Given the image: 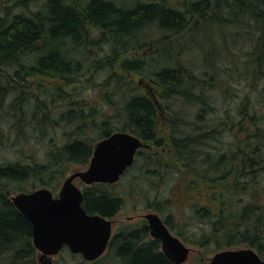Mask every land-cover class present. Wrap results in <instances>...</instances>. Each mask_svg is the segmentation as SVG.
Segmentation results:
<instances>
[{"label": "trees", "instance_id": "16d2710c", "mask_svg": "<svg viewBox=\"0 0 264 264\" xmlns=\"http://www.w3.org/2000/svg\"><path fill=\"white\" fill-rule=\"evenodd\" d=\"M222 11L233 16L237 11L252 21L245 25L255 31L249 34L253 38L246 69L222 67L220 53L215 60L204 59L202 69L184 63L165 66L151 80L159 91L158 105L116 70L117 64L123 74L148 71L145 58L125 57L144 48L147 28L179 36L189 24L194 29L187 32L202 26L194 24L196 18L217 23ZM91 27L105 33L110 54L90 60ZM0 66L7 68L6 74L13 70L14 82L28 88L11 104L21 122L32 131L37 124L57 128L49 113L59 99L67 110L58 120L72 126L68 139L50 145L41 159L30 152V161L0 163V264H38L33 225L9 198L5 182H40L56 189L68 165L89 164L95 142L115 132L131 133L145 147L116 183L124 191H115L116 184L85 186L82 205L89 214L113 218L126 195L136 194L130 191L146 182V207L164 216V223L184 241L216 253L246 245L264 259V0H204L185 10L164 0L130 6L113 0H47L11 23L0 16ZM106 70L109 75L103 77ZM49 81L55 82L47 87ZM16 88H0V98ZM93 92L97 95L90 99ZM18 132L16 140L30 144ZM17 153L23 156L24 147ZM190 227L193 237L185 229ZM150 232L147 224L120 227L108 248L116 259L113 264H174Z\"/></svg>", "mask_w": 264, "mask_h": 264}, {"label": "rangeland", "instance_id": "374dc122", "mask_svg": "<svg viewBox=\"0 0 264 264\" xmlns=\"http://www.w3.org/2000/svg\"><path fill=\"white\" fill-rule=\"evenodd\" d=\"M47 0H0V16L7 19L11 23L16 15L21 13H27L29 10H37ZM118 4L133 5L137 1H158V0H113ZM169 6L178 8L180 10H185L186 5H191L193 2H200L204 0H164ZM227 0H225L226 2ZM232 2L233 0H228ZM246 1V0H244ZM27 6H29L27 8ZM237 14V15H236ZM236 16L228 15L225 12H219L220 17L223 19L219 20L217 23L209 24L205 23L200 19L196 18L195 25H202L196 31L187 32L190 29H194L192 24L187 25L186 30L181 33L179 36H175L172 33H163L157 27L153 29L147 28L143 35L145 36L144 48L142 50H132L126 53L125 57L128 58H138L143 57L149 64L148 71L145 75H138L133 73L123 74L119 65L116 64V70L119 71L120 76H124L125 80L132 84L136 92L145 93L153 100L154 98L158 101V90L155 88V84L151 81L154 79L153 73L165 66H175L179 63H184L191 66H197L200 69L203 68V60H215L217 56L221 55L220 64L222 67H228L232 69H246L248 65L245 63L248 62V52L251 51L250 43H252L253 36H250L255 31L251 28V25L248 26L247 23L250 20L247 16L241 15L236 11ZM246 23V24H244ZM252 24V21L250 22ZM242 25L239 26V25ZM92 29V27H91ZM250 34V35H249ZM180 38V40H177ZM90 45L93 53H90V60L94 58L102 57L104 54L108 55L111 53L110 45L105 36V33L92 29L90 31ZM177 40V41H176ZM139 48V47H137ZM94 55V56H93ZM25 60H28V58ZM24 60V61H25ZM18 67H15L17 69ZM7 68L0 66V88L3 91L8 88L10 85L17 87L16 91H12L6 97L1 96L0 98V163L6 161H30L29 155L30 152H33L36 155V158L41 159L43 157L45 150L50 149V145L62 144L68 139V135L71 134L72 126L67 124H62V121H59L58 118L60 115L67 110V104L65 101L54 102L55 106L49 113V120L52 122L56 121L57 128L51 127L49 124L47 127L37 124L35 128L38 129L32 131L29 128L27 122L20 121V114L18 113L17 108H12L11 104L15 102V98L20 94L21 90L28 91V88L20 86L17 81L13 70L8 71L6 74ZM15 71V70H14ZM197 71V69H196ZM107 73L103 74V77L109 75V70H106ZM17 75V74H16ZM102 78V77H100ZM36 81H41L36 79ZM55 81H49L48 85L53 84ZM219 82V80H218ZM34 83V82H33ZM44 83V81H43ZM245 84V82H243ZM234 85V84H233ZM38 87L39 85H34L33 87ZM242 88V87H241ZM236 90V89H235ZM243 93L242 91L239 94ZM90 99L96 97V93L93 92ZM155 102V101H154ZM159 102V101H158ZM160 103V102H159ZM53 104V105H54ZM157 105V104H156ZM190 110V109H189ZM194 110L190 111V114ZM163 120V131L166 133L169 129V124L167 122V114H162ZM11 127L13 130H11ZM23 132V135L26 134L30 138V144L22 139L16 140L17 133ZM22 135V134H21ZM97 132H90V137H97ZM38 136L40 139L38 140ZM99 141L95 142L94 147ZM24 147L25 154L23 156L18 155L17 148ZM69 172L61 178H58L57 182L59 185L56 189L49 188L54 191L55 194H58L65 182V180L70 177L73 173L77 171H84L87 169L88 164L85 166H79L70 164L68 165ZM37 183L36 188H32V184ZM74 184L82 189L85 188V185L81 182L80 179H76ZM8 193L9 198H13L19 193H28L29 191H34L37 189L45 188L40 182L29 181L25 184H13L8 183V186L5 187ZM22 189L27 191H22ZM149 187L146 182H143L139 188L140 192L136 190H131L130 193H136L130 197L126 195L125 205L121 211L114 216L112 219L115 220L113 225L114 234L117 233L120 227H135L143 226L144 224L148 225V221L145 219V215L154 212L158 213L154 209H149L146 207V202L142 199L143 193H147ZM114 190L117 192L124 191L121 187L116 184ZM150 190V189H149ZM159 214V213H158ZM162 218L164 216L161 215ZM190 237H193L194 229L192 227L185 228ZM172 233L179 237L185 245L190 248L189 258L183 264H210L213 256L216 251L211 247H201L196 246L192 243L184 241V238L180 237L172 231ZM197 233V232H196ZM151 236V235H150ZM249 248L246 245H239L229 249H243ZM36 260L38 264H113L116 262L114 253L111 250H107L105 254L96 261H88L81 254H73L68 248H64L60 251L59 254L52 256L45 254L43 251H36Z\"/></svg>", "mask_w": 264, "mask_h": 264}, {"label": "water", "instance_id": "95a60500", "mask_svg": "<svg viewBox=\"0 0 264 264\" xmlns=\"http://www.w3.org/2000/svg\"><path fill=\"white\" fill-rule=\"evenodd\" d=\"M145 146L137 136L116 132L101 140L84 171L73 173L63 184L59 197L46 188L21 193L11 200L33 225V242L45 254L54 255L68 246L74 254L88 261L100 258L112 237V220L89 214L83 207V191L74 184L80 179L85 185L115 184L134 164L137 152ZM151 236L162 242V251L174 264L187 261L190 248L172 234L160 215L145 216ZM210 264H264L252 248L230 249L216 253Z\"/></svg>", "mask_w": 264, "mask_h": 264}, {"label": "bare ground", "instance_id": "6f19581e", "mask_svg": "<svg viewBox=\"0 0 264 264\" xmlns=\"http://www.w3.org/2000/svg\"><path fill=\"white\" fill-rule=\"evenodd\" d=\"M171 7H172V6H171ZM195 73H197V72H195ZM154 101H155V103H156L157 105L159 104V102L157 101V99L154 98ZM68 178H69V177H68ZM68 178H67V179H68ZM67 179H66V180H67ZM66 180H65V181H66ZM5 183H7V185H8V183H11V182H5ZM10 199H11V198H10Z\"/></svg>", "mask_w": 264, "mask_h": 264}, {"label": "flooded vegetation", "instance_id": "af4514ba", "mask_svg": "<svg viewBox=\"0 0 264 264\" xmlns=\"http://www.w3.org/2000/svg\"><path fill=\"white\" fill-rule=\"evenodd\" d=\"M54 195H56V194H54ZM57 196V195H56Z\"/></svg>", "mask_w": 264, "mask_h": 264}]
</instances>
